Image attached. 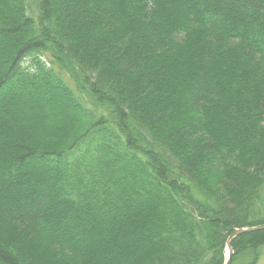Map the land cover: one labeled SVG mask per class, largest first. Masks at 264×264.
Listing matches in <instances>:
<instances>
[{"label":"trees","instance_id":"1","mask_svg":"<svg viewBox=\"0 0 264 264\" xmlns=\"http://www.w3.org/2000/svg\"><path fill=\"white\" fill-rule=\"evenodd\" d=\"M34 2L0 0V264H224L264 225V0Z\"/></svg>","mask_w":264,"mask_h":264},{"label":"water","instance_id":"2","mask_svg":"<svg viewBox=\"0 0 264 264\" xmlns=\"http://www.w3.org/2000/svg\"><path fill=\"white\" fill-rule=\"evenodd\" d=\"M264 230V225H259L256 227H250V228H241V229H237L235 230L228 238L227 242H226V248L228 250V253L226 255L225 258V262L224 264H231V260H232V256L234 254V251L232 249L231 246V242L234 238L242 235V234H246V233H251V232H256V231H261Z\"/></svg>","mask_w":264,"mask_h":264},{"label":"rangeland","instance_id":"3","mask_svg":"<svg viewBox=\"0 0 264 264\" xmlns=\"http://www.w3.org/2000/svg\"><path fill=\"white\" fill-rule=\"evenodd\" d=\"M35 0H28L29 5L32 8V11H34V16H38L39 15V8L36 6V3L34 2ZM22 132V131H21ZM227 249H226V254H227ZM258 264H264V248L261 249V256H260V260Z\"/></svg>","mask_w":264,"mask_h":264}]
</instances>
